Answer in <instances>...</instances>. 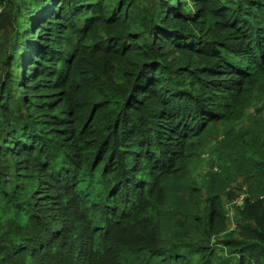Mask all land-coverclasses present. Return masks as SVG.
I'll return each instance as SVG.
<instances>
[{"label":"trees","instance_id":"1","mask_svg":"<svg viewBox=\"0 0 264 264\" xmlns=\"http://www.w3.org/2000/svg\"><path fill=\"white\" fill-rule=\"evenodd\" d=\"M0 264H264V0H0Z\"/></svg>","mask_w":264,"mask_h":264},{"label":"rangeland","instance_id":"2","mask_svg":"<svg viewBox=\"0 0 264 264\" xmlns=\"http://www.w3.org/2000/svg\"><path fill=\"white\" fill-rule=\"evenodd\" d=\"M205 156H206V154L203 155V158L204 159H206ZM207 169H208V166L207 165H204V167L202 169H200V170L201 171H204V170H207ZM237 200L238 199L234 200L232 204L233 205H237ZM226 209L229 211L227 213V216H228V228L230 230V229H233V227L235 225V223L233 222V218L236 216V207H232V205H228V206H226Z\"/></svg>","mask_w":264,"mask_h":264}]
</instances>
